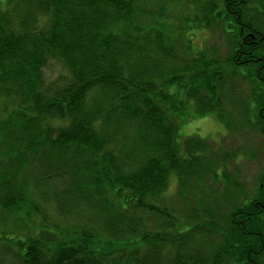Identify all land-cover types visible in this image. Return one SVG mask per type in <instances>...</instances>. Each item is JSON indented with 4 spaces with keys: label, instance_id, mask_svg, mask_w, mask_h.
<instances>
[{
    "label": "trees",
    "instance_id": "trees-1",
    "mask_svg": "<svg viewBox=\"0 0 264 264\" xmlns=\"http://www.w3.org/2000/svg\"><path fill=\"white\" fill-rule=\"evenodd\" d=\"M183 2L182 37L214 28L225 57L169 39ZM50 58L69 74L45 87ZM230 76L250 85L240 118L254 114L264 135V0L0 1L7 263L264 264V174L254 199L216 220L200 188L231 155L179 133L210 114L241 128L222 103Z\"/></svg>",
    "mask_w": 264,
    "mask_h": 264
},
{
    "label": "rangeland",
    "instance_id": "rangeland-1",
    "mask_svg": "<svg viewBox=\"0 0 264 264\" xmlns=\"http://www.w3.org/2000/svg\"><path fill=\"white\" fill-rule=\"evenodd\" d=\"M0 1L3 4L6 2V0ZM174 2L176 3L177 1ZM184 5L185 2L173 7L171 6L174 13L168 21L170 23L169 30L172 31V36L169 39L176 41L177 45L180 42L184 49L183 41L189 36L192 42L193 53H198L199 50H204L205 47L216 45L219 46L222 57H225L227 53V40L217 30L215 31L214 28L211 30H198L192 24L188 32L183 34L182 37V34L179 33L182 25L180 20L181 15L179 14L187 11V9H184ZM224 72L227 76L226 71ZM43 73L45 87H48L53 82H57L60 77H65L69 74L66 66L57 58H50L48 60L47 64L44 65ZM228 81L223 84L221 90L224 111L228 117L233 116L235 122H239L241 119V128L238 129L237 126H232L231 124L228 129L224 123L219 121L215 114H210L200 117L195 116L192 119L183 121L184 124L181 125L179 130L180 135L184 138L188 136H200L204 138L211 144L215 155H219L220 153L231 155L230 159L221 158L218 161L220 180L215 182L207 180L206 184L200 188V195L202 196L201 193H205V200H210V207L216 220H218L217 216L219 215L223 220L225 214H229L235 207L245 204L247 198L248 200L254 199L258 195L259 177L264 174V135L258 128L249 127V122H254L256 118L254 114L248 115L247 122L240 118L243 108L239 103L242 101L249 102L250 85L242 81L241 77L230 76ZM217 85L220 87L221 82H217ZM252 109L253 107L251 106ZM237 154L238 156L236 157ZM176 183L177 181L172 179L168 195H174ZM204 187H207L208 190L203 189ZM44 211L47 212L46 207H44ZM25 230L20 231L24 232ZM10 260H12L10 255H4L2 250H0V264H8Z\"/></svg>",
    "mask_w": 264,
    "mask_h": 264
},
{
    "label": "flooded vegetation",
    "instance_id": "flooded-vegetation-1",
    "mask_svg": "<svg viewBox=\"0 0 264 264\" xmlns=\"http://www.w3.org/2000/svg\"><path fill=\"white\" fill-rule=\"evenodd\" d=\"M243 32V30H241Z\"/></svg>",
    "mask_w": 264,
    "mask_h": 264
}]
</instances>
